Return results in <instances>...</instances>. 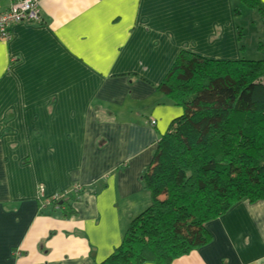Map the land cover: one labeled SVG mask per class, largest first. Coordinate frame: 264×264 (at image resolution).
Wrapping results in <instances>:
<instances>
[{
  "label": "crops",
  "instance_id": "obj_1",
  "mask_svg": "<svg viewBox=\"0 0 264 264\" xmlns=\"http://www.w3.org/2000/svg\"><path fill=\"white\" fill-rule=\"evenodd\" d=\"M238 4L42 0L41 22L0 39V264H99L116 251L152 203L142 175L183 114L159 85L183 50L245 58ZM78 185L72 209L53 202ZM206 229L210 242L172 264H264V200Z\"/></svg>",
  "mask_w": 264,
  "mask_h": 264
},
{
  "label": "trees",
  "instance_id": "obj_2",
  "mask_svg": "<svg viewBox=\"0 0 264 264\" xmlns=\"http://www.w3.org/2000/svg\"><path fill=\"white\" fill-rule=\"evenodd\" d=\"M241 1L264 11L261 0ZM159 90L183 114L142 175L151 205L99 264H172L210 242L208 222L242 200H264V60H216L183 50ZM83 191L53 202L71 208Z\"/></svg>",
  "mask_w": 264,
  "mask_h": 264
},
{
  "label": "rangeland",
  "instance_id": "obj_3",
  "mask_svg": "<svg viewBox=\"0 0 264 264\" xmlns=\"http://www.w3.org/2000/svg\"><path fill=\"white\" fill-rule=\"evenodd\" d=\"M242 2V1H241ZM239 11V13H237ZM264 11L252 9L246 5L238 4L236 16L241 26V45L245 48L246 56L242 59L264 60ZM261 49L263 56L258 54ZM263 49V50H262ZM263 58H259V57Z\"/></svg>",
  "mask_w": 264,
  "mask_h": 264
},
{
  "label": "built area",
  "instance_id": "obj_4",
  "mask_svg": "<svg viewBox=\"0 0 264 264\" xmlns=\"http://www.w3.org/2000/svg\"><path fill=\"white\" fill-rule=\"evenodd\" d=\"M42 0H13L9 10L0 14V39L8 41L12 37V27L16 24H35L42 20L41 15ZM157 122L152 121L155 126ZM82 190L80 185L75 186L74 192ZM62 195H57L54 200H59Z\"/></svg>",
  "mask_w": 264,
  "mask_h": 264
}]
</instances>
